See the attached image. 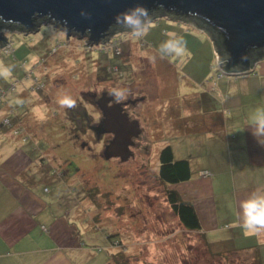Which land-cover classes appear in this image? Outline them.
I'll return each instance as SVG.
<instances>
[{"label":"rangeland","instance_id":"1","mask_svg":"<svg viewBox=\"0 0 264 264\" xmlns=\"http://www.w3.org/2000/svg\"><path fill=\"white\" fill-rule=\"evenodd\" d=\"M130 33L90 45L72 34L66 39V32L53 23H41L33 31L1 29L7 45L0 46V72L11 73L0 76V109L8 110L2 126L25 136L24 123L15 119L18 115L32 121L36 134L43 132L37 148L48 150L63 165L60 172L53 170L67 177L75 174L67 188H59L62 182L51 176L46 186L50 196L68 204L84 198V211L96 212L102 220L97 232L105 240L112 233L121 239L127 264H251L253 254H216L200 233L184 228L157 177L162 146L169 144L176 159L191 157V132L185 129L190 121L185 128L174 122L191 116V102H202L201 86L216 80L217 60L209 37L165 16L150 21L140 37ZM167 33L186 41L182 56L161 50L164 42L175 39ZM112 88L126 89L124 108L140 130L125 160L105 156L109 141L96 129L101 115L89 101ZM63 95L75 99L76 107L60 108L56 101ZM17 99L24 103L16 104Z\"/></svg>","mask_w":264,"mask_h":264},{"label":"crops","instance_id":"2","mask_svg":"<svg viewBox=\"0 0 264 264\" xmlns=\"http://www.w3.org/2000/svg\"><path fill=\"white\" fill-rule=\"evenodd\" d=\"M205 83L202 102H191V116L174 122L185 128L190 121L185 129L191 132V157L186 158L191 177L168 187L191 203L197 232L211 251L253 254L251 264L255 256L264 264V232L245 235L239 207L252 193L264 194V137L253 134L249 120L257 108L264 109V59L251 72ZM6 111L0 109V264H113L111 255L118 249L97 232L99 214L85 212L81 197L68 207L46 187L52 176L62 182L59 188H67L75 174L53 170L60 172L63 165L37 148L43 132L36 134L27 117H15L24 123L23 137L2 126Z\"/></svg>","mask_w":264,"mask_h":264},{"label":"water","instance_id":"3","mask_svg":"<svg viewBox=\"0 0 264 264\" xmlns=\"http://www.w3.org/2000/svg\"><path fill=\"white\" fill-rule=\"evenodd\" d=\"M137 4L149 10L150 21L165 16L205 32L224 75L253 71L258 56L264 54V0H0V30L33 31L41 23H53L66 32V39L72 34L86 38L90 45L107 44L110 36L132 31L117 25L115 16ZM82 11L90 18L81 17ZM2 45L7 41L0 34ZM104 94L96 100L103 118L95 127L114 135L105 146V156L125 160L140 130L121 103L108 107Z\"/></svg>","mask_w":264,"mask_h":264},{"label":"clouds","instance_id":"4","mask_svg":"<svg viewBox=\"0 0 264 264\" xmlns=\"http://www.w3.org/2000/svg\"><path fill=\"white\" fill-rule=\"evenodd\" d=\"M137 13L139 15H137ZM81 17L89 19L90 15L86 12L80 13ZM2 19V18H0ZM116 24L125 28L131 29V35L140 37L147 31V25L150 24L149 10L140 4L135 8L120 12L115 16ZM66 23V22H65ZM169 37L175 39H168L161 45V50H167L174 53L175 57H180L186 51V41L182 36H177L176 33H167ZM151 60L154 58H150ZM11 73L8 70L0 72V76L9 77ZM126 89L112 88L108 93V107L119 103L125 98ZM16 104H23V100L17 99ZM60 108L73 109L76 107V100L69 95H63L56 101ZM250 126L253 127V134L256 137H264V109L257 108L255 112L249 117ZM240 227L245 235L260 234L264 232V194L259 192L252 193L249 198L240 202Z\"/></svg>","mask_w":264,"mask_h":264},{"label":"trees","instance_id":"5","mask_svg":"<svg viewBox=\"0 0 264 264\" xmlns=\"http://www.w3.org/2000/svg\"><path fill=\"white\" fill-rule=\"evenodd\" d=\"M262 58H264V54H260L257 60L259 61ZM95 98L96 95L89 99V101H91L94 105ZM157 177L158 180L165 186L166 201L173 214L177 216L180 224L190 231H198L200 229V225L191 203L185 201L177 190L168 187L169 185L181 183L190 179L191 169L188 159H175L171 146L169 144L162 146L158 152ZM88 195L91 196L92 194L89 193ZM113 236V233L107 235L110 245L115 244V241L118 245L115 244L114 246L117 248L121 247L123 251L121 248L118 249V252L111 255V258L114 264H127L124 258V249L126 247L122 244L121 239L116 237L114 238ZM255 262L256 264L259 263L258 256H255Z\"/></svg>","mask_w":264,"mask_h":264},{"label":"flooded vegetation","instance_id":"6","mask_svg":"<svg viewBox=\"0 0 264 264\" xmlns=\"http://www.w3.org/2000/svg\"><path fill=\"white\" fill-rule=\"evenodd\" d=\"M103 93H105V94H104V99H103V100H105V102H107V101H106V97H108V93H106V92H102V94H103ZM102 94H101V95H102ZM101 95L95 98V104H96V100L99 99V98L101 97ZM120 102L123 103V111H124V112H127V111L125 110V108H124V104H125L124 101L121 100ZM125 102H126V101H125ZM96 106H97V104H96ZM97 107H98V106H97ZM98 112H99V114L101 115V116H100V119L103 118L102 111L99 109ZM99 114H98V115H99ZM127 114L129 115V118L131 119L132 117H130V114H129L128 112H127ZM100 119H99V120H100ZM99 120H98V122H100ZM113 136H114V135H113L112 133H110V132H107L106 135H105V137H107V140H108V141L111 140V139L113 138ZM132 140H133V138H132ZM133 141H134V140H133Z\"/></svg>","mask_w":264,"mask_h":264},{"label":"built area","instance_id":"7","mask_svg":"<svg viewBox=\"0 0 264 264\" xmlns=\"http://www.w3.org/2000/svg\"><path fill=\"white\" fill-rule=\"evenodd\" d=\"M117 53H118V51H117ZM216 60H217V57H216ZM216 70H217V72H218V74L215 76V78H222V77H224L225 75L218 69V61H217V68H216ZM6 122H8V120H6ZM18 132H20V130L19 129H16V130H14V133H18ZM210 173L208 172V171H202L201 172V175H203V176H206V175H209Z\"/></svg>","mask_w":264,"mask_h":264}]
</instances>
